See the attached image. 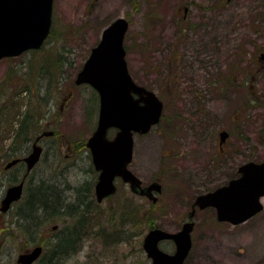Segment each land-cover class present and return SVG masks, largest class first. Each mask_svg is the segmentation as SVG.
<instances>
[{
	"label": "rangeland",
	"instance_id": "obj_1",
	"mask_svg": "<svg viewBox=\"0 0 264 264\" xmlns=\"http://www.w3.org/2000/svg\"><path fill=\"white\" fill-rule=\"evenodd\" d=\"M119 17L129 23L124 45L131 78L152 90L163 103L159 123L148 133L133 136L128 167L143 185L158 182L162 194L156 204L127 197L131 201L129 216L135 221L134 210L142 208L139 222L131 223V218L125 222L131 230L124 236L132 234L128 242L104 244L87 230L82 248L71 258H56L49 244L51 250L43 249L36 264L47 263L51 255L52 264H150L141 247L148 227L169 233L181 230L197 195L216 189L234 174L237 178L238 167L248 161L264 162V73L253 66L256 57L264 54V0H53L52 22L58 31L54 40L57 46L65 44L62 51L67 50L72 65L62 67L60 91L46 96L41 91L31 98L42 103L45 96L47 101L40 104L39 112L45 116L32 137L43 131L54 135L42 141L44 152L28 177L27 194L34 195L39 184L52 188L66 168L72 183L90 179L84 143L93 131L86 115L91 90L75 85V68L96 46L101 30ZM80 27L85 31L78 34ZM47 48L51 45H45ZM53 50H49L51 55ZM30 52L0 60V84L8 86L4 76L31 60ZM173 55L177 56L174 60ZM13 80L16 84H9L5 99L0 96L2 169V154L21 121L27 100L32 105L23 84L17 77ZM221 131L228 133L223 143L219 140ZM14 169H3L7 178L21 173L22 169ZM6 187L7 183L1 190ZM260 201L262 210L238 225L217 223L212 208L196 210L191 219V248L184 264H264V197ZM21 204L0 216V264H16L17 254L32 248L28 239L35 238L42 245L46 232H55L51 226L59 224L52 219L55 216L42 218L39 213V222L19 221L21 230L15 223ZM114 226L119 228V221ZM53 238L50 243L55 244ZM160 248L173 251L171 243H161Z\"/></svg>",
	"mask_w": 264,
	"mask_h": 264
},
{
	"label": "water",
	"instance_id": "obj_2",
	"mask_svg": "<svg viewBox=\"0 0 264 264\" xmlns=\"http://www.w3.org/2000/svg\"><path fill=\"white\" fill-rule=\"evenodd\" d=\"M52 3L53 0H0V60L41 48L52 25ZM128 27V21L119 17L102 30L74 83L88 85L99 97L97 125L86 142L94 168L100 171L97 199L113 193L114 179L119 177L129 183L132 192L145 195L155 203L157 198L152 191L159 193L160 185L154 182L142 187L128 165L133 156V136L144 135L158 124L163 103L153 91L136 84L128 72L123 44ZM111 129L116 133L109 140ZM227 137L228 133L221 131L220 143ZM40 151V147L34 145L24 158L27 171L38 161ZM15 163L16 160L10 161L4 169ZM237 173L239 176L227 184L198 195L193 207L214 208L217 220L231 225L242 224L259 213L263 208L260 200L264 197V162L248 161L238 167ZM23 185L20 181L5 190L0 212L6 213L20 199ZM192 229L191 221L184 223L176 233L151 228L142 240V248L151 264H184L191 248ZM164 240L174 243L172 254L159 248V242ZM40 254L41 248L35 247L18 255L17 263L31 264Z\"/></svg>",
	"mask_w": 264,
	"mask_h": 264
},
{
	"label": "flooded vegetation",
	"instance_id": "obj_3",
	"mask_svg": "<svg viewBox=\"0 0 264 264\" xmlns=\"http://www.w3.org/2000/svg\"><path fill=\"white\" fill-rule=\"evenodd\" d=\"M186 12H187V9L185 8L184 13H186ZM176 58H177V56L173 55V60ZM255 65L258 68V70L262 71L261 73H264V54L261 53L258 58L256 57V59L253 63V66L255 67ZM74 80H75V78H74ZM77 86H80V85H77ZM84 86L89 87L88 85H85V84H84ZM94 94H95V99H96V112L94 115L95 123H96L95 128H96L97 118H98V110H99V97H98V94L96 92ZM70 96L72 97V95H70ZM69 100L70 99L64 100L63 104H65ZM43 102L46 103L47 101L43 100ZM60 109L61 110L63 109V105H61ZM43 119H44V116H43ZM48 126H49V124L46 125V127H48ZM95 128H94V130H95ZM112 132H113V136L110 137L109 133H112ZM115 133H116V130H114V129L109 130L108 136H107L108 139L109 140L113 139ZM53 135H54V132H52V131H43L40 134L36 135L35 137H33L32 140H30V142L28 143V145L26 147L22 148L21 150L16 149L15 155H13V157L10 159V161L16 160V163L8 169L3 168L6 171L12 170L14 168H15L14 170H16V171H19L20 169H22V170H20L21 173H19L18 177H16L15 182H13L9 185V186H11V185L16 184L20 181H23V184H24L23 190H22V195H21L20 199L18 201L14 202L10 207V209H11L13 206H16V205H19L20 203H22L19 207H17V213L15 214V219H16L15 223L18 226H19V224H18L19 223V217H22V215H24L27 212L26 209L22 208L23 203H24V201L22 199L23 195H24V193L26 194V191L29 188L28 187L29 185L27 186V183H26V181L28 180L27 177H29V175L32 173V171L37 166V164L39 163V161L43 155L44 147H43L42 141L44 140V138L53 137ZM86 142H87V140L84 143L85 147H86ZM34 145L40 147V149H41L40 156L38 158V161L35 163V165L30 169V171H27L26 170V164L24 162V158L27 157L32 152ZM87 151H88L87 158L90 161V163H89L90 167L87 168L89 172L87 174H89L90 179H85V181H88V182L76 184L78 182L77 181L76 183H72L69 179V175H70L69 170L66 168L63 171L64 173L62 174V177H60L59 179H55L57 181V183H55L52 186L53 189L51 188L50 185H47V187H44V186L42 187V185H41V187H42L41 189L46 188V191L48 189L49 193H51L52 195L54 194V198L56 199L55 201H57L56 204L54 203L55 205L53 207L48 206L47 210L43 209L42 212H40L42 214L41 217L49 219V217L53 215V216H55V218H52V219H56V221H57L56 223H59V224L51 226V230H54L55 232H53V233L46 232L47 237H46V240H44L46 242L42 243V245L38 244V243H34V241H32V240L30 241L28 239L26 242L29 244V246L31 245L32 248L28 249V250L25 249V250L21 251L20 253L17 254V257L20 254L30 252L35 247H40L41 248V254H42L43 249H47L46 251H49V249H50L49 244H50L53 246L52 247V250H53L52 255L53 256L58 255L59 256L58 259H62V261L66 260L68 256L71 258L74 254H76L78 249L80 251V249L82 248V241H83V238L86 234L85 232H87V230H90L89 231L90 234L98 236V238L100 237L101 238L100 241L103 242L104 244L109 243V242H116V241H117L116 243H124V242H128V240H131L130 238H127L125 236L120 237L119 234L115 235L116 232L119 233L120 230H119V228L117 229L114 226V222L119 221V223H120L119 227H121L123 229L122 232L124 235L127 232H129V230H130V229H127V225L125 223V222H130V217H131V216H129L131 213V208H130L131 201H130V199H127V197L134 196V197H137L139 199L148 200L151 203H153V202L145 195H140V194L132 192L130 190L129 183L123 182L122 179L119 177L114 179L115 191L113 193L103 197L101 200H98L97 195H96V185H97L98 180H99L100 171L96 170L94 168V165H93L92 159H91V155H90V151L88 148H87ZM9 162H5V165ZM18 166L20 167V169L18 168ZM154 182H156V181H152L150 184H152ZM156 183H158V182H156ZM72 184H76V185H72ZM150 184L143 185L141 182L142 187H147ZM9 186H7L4 189L3 193H1L0 202L4 196L5 190ZM38 187H39V185L36 186V190L39 189ZM152 194L154 196H156V198H157V200L155 202V204H156L159 200L160 194H162V187L160 186V192L159 193L152 191ZM32 196H34V195H32ZM52 202H54V201H52ZM194 202H195V198L193 199V201L190 204V211L188 213V219L185 220V222H190V221L194 222L191 219L194 217L196 210H203V209H199L197 207H193ZM29 203H30V205L33 204L34 200L29 201ZM207 208H211V207H207ZM10 209L7 212H9ZM141 209L142 208L137 207V210H134L135 213L137 214V218H136V221H133V223H137L140 221L139 217H138V211H141ZM204 209H206V208H204ZM192 213H193V217L190 218V214H192ZM214 213H215L214 219L217 221V223L221 224L222 221H218L217 217H216V212H214ZM2 214L3 213L0 212V216H2ZM24 216H26L27 218L28 217L31 218V216H29L27 213ZM35 217L37 219L36 222H39L38 221V219L40 218L39 212L36 214ZM58 218H59V220H58ZM212 218H213V216H212ZM33 222H34V220H33ZM131 223H132V221H131ZM85 224H87V225H85ZM30 228H31V225H30ZM32 230H33V228H32ZM53 236L56 237V243L55 244L50 243ZM120 238H123L124 240L120 239ZM115 239H117V240H115ZM142 242H141V247H142ZM161 243H171L173 245L172 253L174 252L175 246H174V243L172 241H170V240L161 241L159 243V246ZM142 250H143V248H142ZM41 254L38 257L39 259L41 257ZM52 255H51V257H52ZM51 257L48 258L47 263H45V264H52L51 263L52 262ZM38 258L31 264H36L39 261ZM56 258H57V256H56ZM16 264H18L17 259H16ZM64 264H67V263H64Z\"/></svg>",
	"mask_w": 264,
	"mask_h": 264
},
{
	"label": "trees",
	"instance_id": "obj_4",
	"mask_svg": "<svg viewBox=\"0 0 264 264\" xmlns=\"http://www.w3.org/2000/svg\"><path fill=\"white\" fill-rule=\"evenodd\" d=\"M83 31H85L84 27H80L79 29H77L78 34L82 33ZM64 34L65 33L62 32V35H64ZM57 35H58V31L56 30L55 23L52 22V27H51L49 37L46 40V42L44 43L43 47L39 50L31 51L30 53H31L32 57H31V60H29L27 63L24 62L21 65H16L11 70H9V72L6 73V75L4 76V79L6 80L8 86H9V84L11 86H12V84L15 85L16 81H14L13 78L17 77V80L23 84V90L28 92L30 99L33 98L34 96L38 97L40 95L39 92H41V91H43L44 95L46 96V95H50L51 93H54V92L61 90V88H62V86H61L62 67L65 64H69V66H71L72 64H71V59H69L67 57L68 56L67 50L65 53L62 51V48L65 47V44L63 45V43H60L59 46L56 45V41L54 39H55V37H57ZM67 35H71V33L67 32ZM126 37H127V35L125 36V39H126ZM48 44H49V46L51 45V49H48V48L44 49L45 45H48ZM52 49H54L53 55H51V51H49ZM69 52H70V50H69ZM86 58H87V56H85V58L80 62V64L77 65V67L75 68L76 72L79 71V69L81 68V66H82V64ZM23 61L24 60H22L21 62H23ZM18 74H20V75L18 76ZM18 81H17V83H18ZM8 86H6L2 83L0 84V96L2 99H5V98H3V96L9 94L8 89L10 87H8ZM88 88L91 90L90 91L91 96L87 100L86 115H87V119H88L89 124H91L90 127L91 128L93 127L92 130H94L95 124H96L95 123V117H94L95 112H96V99H95V94H94L95 92L90 87H88ZM44 97L41 98L42 103H38V100L36 102L35 100L31 99V102H32L31 106H29L30 100L29 101L27 100L26 110L22 114L21 121L19 122L18 127L13 131L12 140L7 145V148L5 149V151L2 154V159L5 160V162L10 161V159L13 157V155H15L16 149L21 150L22 148H24L28 145L30 140L33 139L32 133L38 128V123L41 120H43V116H42V114H40L39 111L41 108L40 104H45L43 102V100L45 99ZM4 101H6V100H4ZM32 106H33V108H32ZM14 176L18 177L17 175H14ZM16 177L7 178L6 177V171H3V169L0 168V195H1V193H3L1 188H3V186H5V183H7V186H9L11 183L15 182ZM234 177H236L235 174L233 176L229 177V179L227 181H229L230 179H232ZM26 183L28 186L30 184V179H28L26 181ZM41 185L42 184H39V187H38L39 189L35 190L33 192L34 196H32V194H30V193L28 195L27 191H26V194L24 193V195H23L24 203H23L22 208L26 209V211H27L26 213L29 216H31V218L30 217L27 218L26 216H24L26 214L25 213L24 215H22V217H19L20 223L21 222H24V223L27 222L28 223L30 221L33 222V220L36 221L37 219L35 216L38 212L39 213L42 212L43 209L47 210L48 206L53 207L56 204L57 201H55L56 199L54 198V194L52 195L51 193H47L46 190L41 189L40 188ZM33 200H34V203L30 205L29 201H33ZM52 201H54V202H52ZM130 218H131V221L133 223V221H135L134 216H131ZM85 225H87V224H85ZM34 226H35V224H34ZM152 227L153 226H150L148 228L151 229ZM20 228L22 230V225L20 226ZM29 228H30V226H29ZM21 230H20V232H21ZM33 230H34V235H35V233H36L35 227H33ZM119 230H120V232L119 233L116 232L115 235H118L120 233L123 234V232H122L123 229L121 227H119ZM29 232L32 233L31 231H29ZM131 235L132 234H130V237H128V238L131 239ZM25 237H28V236L26 235ZM123 237H124V234H123ZM134 237L135 236H133L132 238H134ZM34 240H35L34 243H36L37 239L34 238ZM115 240H117V239H115ZM57 257H59V256H57Z\"/></svg>",
	"mask_w": 264,
	"mask_h": 264
}]
</instances>
